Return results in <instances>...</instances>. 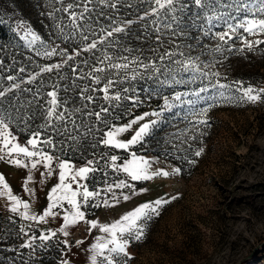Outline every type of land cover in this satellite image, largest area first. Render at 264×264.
<instances>
[{
    "label": "rangeland",
    "instance_id": "1",
    "mask_svg": "<svg viewBox=\"0 0 264 264\" xmlns=\"http://www.w3.org/2000/svg\"><path fill=\"white\" fill-rule=\"evenodd\" d=\"M80 1L0 0V21L18 36L21 50L24 48L27 59L34 61L30 64L33 72L40 68L43 72L45 68L58 69L71 62L89 64L84 57L77 58L78 49L70 51L68 43H59V36L55 35L58 22L62 24L64 34H70L72 30L58 11L62 7L66 11L79 8L77 2ZM151 1L146 6L157 7L154 0ZM150 12L126 21L119 28H133L135 21H141ZM56 18L57 21L54 20ZM198 21L197 33H190L192 39H189L183 54L188 56L187 61L193 62L192 71L198 69L197 77L200 76L203 81L191 78V83L181 82V88L180 85L176 88L167 83L161 92L151 94L149 98L133 97L128 98L127 103L113 105L115 113L132 115L108 131L131 125L117 136L118 140L127 142L140 126L149 124V130L141 141L127 150L115 148L116 151L108 156V151L105 153L95 147L100 140L103 144L102 139L105 138L100 135L102 123L82 117L75 128L71 124L64 134L69 135V140L74 136L85 137V145L95 147L91 167L103 169L106 175L103 185L93 190L88 185V179L80 181L87 185L89 191L99 193L87 204L82 197H78L85 221L69 226L65 235L60 231L64 226L63 216L65 211H72L67 203L53 210L56 216L36 222L23 218L22 207L12 212L13 202L0 187V212L5 214L2 219L8 227L3 236L5 243H10L4 248L11 250L8 254L0 252V264H25L23 259L30 258L31 251L37 249L35 247H42L44 242L53 238L55 243L61 240L67 245L60 264L64 261L67 264H91L92 245L97 239L110 237L98 228L91 229L89 221H95L98 226L111 225L137 207L157 199L170 202L161 207L159 215L153 214L147 224L139 225L144 229L143 238L131 240L126 249L131 258L124 255L114 257L116 264H264V97L256 102L242 97L243 89L249 86L256 90L264 89V44L254 45L251 49L247 46L248 43L264 40V35H248L238 30L232 39L224 43L216 36L224 30L222 22L214 21L215 27L205 35L201 26H210L205 21ZM156 30L159 34L169 32V29L163 28ZM30 33L38 39L33 40ZM217 48L220 50L217 51ZM53 49L56 55H43L45 50ZM68 55L73 59L68 60ZM21 77L14 87L26 85L24 80L28 76L21 74ZM220 84L231 87L221 89L218 87ZM239 85H243V89L237 91ZM201 88L208 90L200 92ZM8 91L10 87L7 85L1 88L3 95ZM62 91L63 96L59 99ZM62 91L57 96L58 100H67L68 103L62 104L60 111L70 113L69 105L72 103L74 109L81 108L85 112L80 103L86 101L72 97L65 88ZM221 92L224 96L220 95ZM177 94L181 95L178 101L174 99ZM108 95L119 94L111 86ZM103 97L97 96L93 103L96 104L97 100L102 107L106 103ZM166 100L171 107L165 104ZM93 103L88 106L94 110ZM203 109L207 112L200 114ZM134 120L136 123H132ZM56 126H60V122ZM8 130L16 137V142L27 146V140L16 135L10 127ZM79 131H89V135H77ZM43 135L47 136L48 132ZM146 138L149 139L147 142ZM142 142H146L149 153H144L145 149H142L140 154H135L131 149ZM201 150V155L197 156L196 152ZM132 154L149 161L150 173L166 171L170 175L132 181L119 170ZM112 156L117 157L115 167L111 163ZM60 161L66 160L53 156L52 174L49 176L46 174L49 170L42 164L34 170L30 167L31 161H25L26 167H18L7 160H0V174L5 177L12 195L29 204L30 216H42L47 210L51 189L59 183ZM69 162L76 168L87 165ZM177 168L180 169L178 174L173 171ZM28 176L32 177L31 181ZM122 181L131 187H114ZM110 186L112 190L108 191ZM125 195L128 200L123 199ZM16 216L20 218L19 231L13 224L9 225ZM53 232L55 236H51ZM42 235L50 238L41 240ZM25 244L30 246L24 247ZM105 255L108 253L105 252ZM97 264H106V261L97 257Z\"/></svg>",
    "mask_w": 264,
    "mask_h": 264
},
{
    "label": "trees",
    "instance_id": "2",
    "mask_svg": "<svg viewBox=\"0 0 264 264\" xmlns=\"http://www.w3.org/2000/svg\"><path fill=\"white\" fill-rule=\"evenodd\" d=\"M150 2L152 1L81 0L77 2L79 8L76 7L73 10L69 8L66 11L62 7L58 14L66 18L67 24L72 27V30L70 34H64L61 31L62 24L58 22L56 27L58 29L55 31V35L59 36L58 42L61 44L63 42L68 43V46L65 45L70 51L78 49L79 51L76 52L78 53V55L76 54L77 58L84 57L89 64L78 63L77 65L75 62H71L58 69H53L51 72H43L41 68L33 72L30 64H33L34 61L27 59L24 48L21 50L18 36L11 27L0 23V93L1 88L5 85L10 87V91L0 98V111L4 113L11 130L24 140L32 138V133L39 132V140L51 139L53 142L51 146L40 144L41 151L66 161L87 163L94 158L95 147L103 149L105 153L108 151V156L116 149L104 146L101 144V140L92 148L90 144L85 145L87 140L83 136L69 140V135H56L53 133L52 127H42L45 124V117L42 113L47 108L50 100V97L47 96L48 92L56 91L58 92L57 96H59V92L61 93L65 88L72 97L79 100L83 89H97L86 93V95L92 96L94 98L93 102H95L97 96L103 97L104 92L100 89L106 85L107 80L114 81L112 87L121 99L118 100L119 102L114 99L106 100V103L102 106L109 109L107 113H102L103 120L100 121L102 123L100 135H104L110 128L125 122L132 115L115 113L113 108L115 103L117 105L127 103L126 100L133 97L149 98L151 94L161 92L167 83L174 85L176 88L180 85L181 88L183 86L181 82L191 83V78H199L198 82L203 81V78L197 77L196 71L198 69L192 71L191 66L187 70L183 67L184 64L188 63V56H184L183 53L188 48L189 39H192L190 33H197L196 28L199 26V21L197 20L193 24L192 13H189L187 16L182 17V26L185 31L176 35L170 30L168 34H159L156 29H167L163 26L166 19L162 10L159 15L152 14L153 9L156 7L146 6ZM148 10H152V12ZM145 12L150 13L141 21H135L133 28L126 27L123 32L119 33L113 31L126 21L137 18ZM73 16L76 17L75 21L72 19ZM54 20L57 21L58 18ZM153 20L155 21L153 22ZM109 32L113 33L111 37L108 36ZM92 43L97 44L96 49L83 51ZM166 53L171 55H165ZM106 57L111 59H105ZM162 57L163 59H161ZM100 61H103V63ZM115 64H127L128 67L116 69L112 67ZM94 68L105 69L103 73H95L96 76L101 78L99 85L92 79ZM73 69H76V71L74 72ZM260 70L257 72H260ZM21 74L28 76L26 80L23 79L26 81V85L14 87V84L22 78ZM63 92L59 99L63 96ZM85 103L81 102L80 104L84 106ZM91 106L96 108L93 110L88 106L85 112L95 113L102 108L97 100L96 104ZM69 108L72 111L74 105L70 103ZM58 111L60 110L58 109ZM18 114L26 117V120L19 119ZM81 117L96 120L94 115L86 116L77 112L67 117V128H71L70 126L74 120L76 127ZM58 122L53 121L55 125ZM25 123H27V127H25ZM46 132H48V135H43ZM84 134L88 136L89 131L85 133L79 131L77 133V135ZM147 140L149 139L146 138V142ZM146 142L134 146L131 150L135 154H140L142 149H145L144 153H149ZM95 169L96 171L90 173L88 178V185L92 190L103 185L106 178L103 169L99 170V167ZM108 172L111 174L110 169ZM4 215L3 212H0V252L8 254L11 250L4 248V246L10 245V243H5V236H3L8 228L6 227V221L2 219ZM19 221L20 218L16 216L15 221L9 225L13 224L15 230L19 231ZM53 240L55 239L44 242L41 245L42 247H35L37 248L36 251H31L30 258L23 259V262L25 264H60L67 245L61 240H58L57 243Z\"/></svg>",
    "mask_w": 264,
    "mask_h": 264
},
{
    "label": "snow or ice",
    "instance_id": "3",
    "mask_svg": "<svg viewBox=\"0 0 264 264\" xmlns=\"http://www.w3.org/2000/svg\"><path fill=\"white\" fill-rule=\"evenodd\" d=\"M154 4L157 6L153 9V15H159L160 11H163L164 18L166 22L164 23V27L173 31V34H179L180 32L185 31L183 25L182 17L187 16L189 13H192L193 24L197 22V20H202L207 23L210 27L204 28L201 26V30L205 35L212 31V27H215V22H222L225 26L224 30L221 33L216 34L217 38L224 43H227L229 39L233 38V34L237 33L238 30H242L243 33L248 35H264V0H154ZM114 6V5H113ZM71 7V6H69ZM241 14H243V18H241ZM73 21L76 20V17H72ZM235 22V23H234ZM2 23V21H0ZM114 32H123L122 28L113 29ZM32 35V39H38L34 34ZM113 35L112 32L108 33V36L111 37ZM227 38V39H226ZM87 39V37H85ZM246 42V41H243ZM264 44V40L255 41L254 43H248L247 46L249 49L253 48L254 45ZM97 48L96 43L90 44L88 47L84 48L83 51L87 52L90 50H94ZM217 51L220 49L217 48ZM55 49L49 51L45 50L43 55L51 57L56 55ZM60 55L64 56V53H60ZM78 55V53H77ZM165 55H171L166 53ZM68 60H72L73 57L71 55L67 56ZM105 59L110 60V57H106ZM163 59V57L161 58ZM103 63V61H100ZM190 66H193L192 61H188V63L184 64L183 67L187 70ZM59 67V66H56ZM113 68L121 69L127 68V64H115L112 65ZM52 68H45V72H51ZM75 72L76 69H73ZM105 71L104 68H94L92 71V79L94 82L99 85L101 83V78L96 76L95 73H103ZM87 75V74H86ZM11 79V78H10ZM35 79V78H33ZM115 82L112 80H107L106 85L100 89L105 93V100H120L121 97L119 95L109 96V88ZM216 87V86H214ZM219 88L224 89L226 87H231L228 85L220 84ZM243 89V85H239L237 87V91ZM97 89H88L85 88L80 93V99L86 101L83 108L87 109L88 105L93 103L94 98L90 95H86L88 91H96ZM208 89L201 88L200 92H205ZM67 91V89H66ZM199 95V93H197ZM221 96H224V93H220ZM3 96V93H0V97ZM47 96L51 99L48 101V106L43 110V115L45 117V124L42 127L50 126L56 134L64 135L68 132L67 117L70 115H74L77 112L82 113L86 116H95L97 121H102L103 116L102 113H107V108H101L98 112H83V109L76 108L73 109L70 113L65 111H58L61 105H67L68 101H59L57 97L56 91H50L47 93ZM242 97L246 98L247 101L256 102L257 100L264 97V89L256 90L253 87L249 86L242 91ZM175 100H180L181 95L177 94L174 97ZM165 104L168 105L167 100ZM171 107V105H168ZM207 109H203L200 114H205ZM155 115V114H154ZM19 119H25L23 115L18 114ZM138 119L142 120L144 117H139ZM59 121L60 126H56L53 121ZM132 123H136L134 120ZM201 123H206V121H201ZM73 126L75 127V121H72ZM27 123H25V127H27ZM131 125L126 127H119L115 130L107 131L104 134L102 139V143L106 147H114L116 149L127 150L131 145L137 144L139 141L143 139V137L147 134L149 130V124H143L136 131L135 135L131 137L127 142H122L117 139V136L120 133L125 132ZM9 124L6 122V117L2 111H0V160H7L8 163L18 166V167H26L25 161H31L30 167L31 169H37L38 165H43L45 169L49 171L46 173L47 175L52 174V164H53V156L48 154L47 152L41 151L39 145L44 144L46 146L52 145L51 139L39 140L40 133L34 132L32 133V138L28 139L26 144L27 146H22L20 143L16 142V137L12 135V133L8 130ZM89 131L91 129L89 128ZM76 139V137H73ZM31 149V150H30ZM201 151L196 152L197 156L201 155ZM117 157H111V163L115 167L116 166ZM92 161L89 160L86 166H82L76 168L69 161H60L59 162V183L51 189V193L48 196L50 201L47 210L44 212L42 216H30L29 215V204L23 202L18 199L16 196L12 195L11 189L9 185L5 182V177L0 174V187L3 188L4 193L7 194L8 199L13 202V207L11 209L12 212H17L19 208H23L24 211L21 213L23 218L30 219L36 222H43L48 216H56L57 213L54 212V209L61 208L65 203L72 209L71 212L65 211L63 216L64 226L60 229L61 232H64L67 235L65 229L69 226H75L77 223L81 221H85V213L81 211V204L78 200V197H82L85 204L89 201L90 198L96 197L99 195L98 192H92L88 190L86 184L80 183V181L87 180L89 178V174L95 172L96 169L91 167ZM150 164L149 161L143 158L137 157L135 154H132L131 158L127 160L126 163L119 168L120 171H123L127 174L128 177L131 178L132 181H141V180H151L154 176L168 177L170 174L166 171H157L155 173H150ZM174 173H179L180 169H174ZM28 180L31 181L32 177L28 176ZM75 186V187H74ZM115 188L122 189L125 187H131L124 183L123 181L115 184ZM29 191V189H25ZM112 190V186L108 188V191ZM177 197H173L172 199H176ZM124 200H128L129 197L125 195L123 197ZM170 201L165 199H157L152 203H145L139 207H137L132 212L124 215L121 220L113 223L111 225L98 226L95 221H89V227L91 229H96L102 233L107 234L108 239H97V242L92 245V257L91 264H97V257H103V260L106 261V264H116L114 257H119L120 255L127 256L126 252L127 247L131 240L139 241L143 238L144 229L140 227V224H147L152 218L153 214L159 215V210L163 205L168 204ZM107 205V202L105 201ZM56 233H51V236H55ZM50 237L48 235H42L40 237L41 240H48ZM29 244H25L24 247H29ZM105 252L108 255H105ZM63 264H67V261H64Z\"/></svg>",
    "mask_w": 264,
    "mask_h": 264
}]
</instances>
